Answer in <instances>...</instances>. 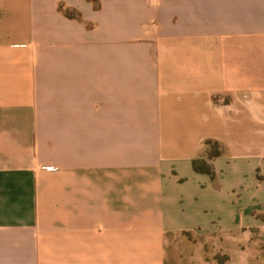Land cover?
<instances>
[{
    "label": "crops",
    "instance_id": "obj_1",
    "mask_svg": "<svg viewBox=\"0 0 264 264\" xmlns=\"http://www.w3.org/2000/svg\"><path fill=\"white\" fill-rule=\"evenodd\" d=\"M263 168L264 0H0V264H264Z\"/></svg>",
    "mask_w": 264,
    "mask_h": 264
},
{
    "label": "trees",
    "instance_id": "obj_2",
    "mask_svg": "<svg viewBox=\"0 0 264 264\" xmlns=\"http://www.w3.org/2000/svg\"><path fill=\"white\" fill-rule=\"evenodd\" d=\"M58 9L60 12H62L65 16H67L69 18H75V16H77V13L74 10L63 7V5H60L58 7ZM207 144L209 145V148H210L209 153H208V158H212V157L217 156L219 154L218 143L208 142ZM193 167H194V170H196L197 172H202V173H206L210 176H213V172H212L210 166L207 165L205 160L194 161ZM263 177H264V168L262 170V173H261V171L257 170L256 178L258 180H261Z\"/></svg>",
    "mask_w": 264,
    "mask_h": 264
},
{
    "label": "rangeland",
    "instance_id": "obj_3",
    "mask_svg": "<svg viewBox=\"0 0 264 264\" xmlns=\"http://www.w3.org/2000/svg\"><path fill=\"white\" fill-rule=\"evenodd\" d=\"M213 258H214V260H216L217 262H219V261H222L223 259V257H222V254L220 255V254H216V255H214L213 256Z\"/></svg>",
    "mask_w": 264,
    "mask_h": 264
}]
</instances>
